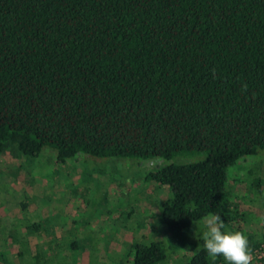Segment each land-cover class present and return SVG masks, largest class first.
Wrapping results in <instances>:
<instances>
[{"label": "trees", "instance_id": "trees-1", "mask_svg": "<svg viewBox=\"0 0 264 264\" xmlns=\"http://www.w3.org/2000/svg\"><path fill=\"white\" fill-rule=\"evenodd\" d=\"M46 145L57 163L195 156L147 174L171 192L166 241L208 214L240 217L227 169L264 149V0H0V155ZM14 234L0 241L22 264L50 263ZM248 240L264 264V240ZM198 242L182 264H226ZM131 244L132 264L168 257L164 239Z\"/></svg>", "mask_w": 264, "mask_h": 264}, {"label": "rangeland", "instance_id": "rangeland-1", "mask_svg": "<svg viewBox=\"0 0 264 264\" xmlns=\"http://www.w3.org/2000/svg\"><path fill=\"white\" fill-rule=\"evenodd\" d=\"M179 157L195 158L78 152L57 163L55 150L47 145L36 156L14 160L0 155V239L15 233L27 239L31 249L36 243L45 246L49 264H132L131 243L164 239L168 257L154 264H182L199 246L206 231L204 218L211 214L166 241L170 232L160 212L171 192L147 177L150 170ZM227 171L228 197L233 206L237 203L240 217L226 221L222 231H242L247 238L251 234L254 240H264V149L240 157ZM33 221L39 223L34 231L26 230ZM9 242L0 241V264H22L26 257L13 253L15 246Z\"/></svg>", "mask_w": 264, "mask_h": 264}, {"label": "clouds", "instance_id": "clouds-1", "mask_svg": "<svg viewBox=\"0 0 264 264\" xmlns=\"http://www.w3.org/2000/svg\"><path fill=\"white\" fill-rule=\"evenodd\" d=\"M244 90H247V85H244ZM203 222L206 231L201 239L210 257L222 256L226 264H251L249 240L242 231H222L224 223L219 215L206 216Z\"/></svg>", "mask_w": 264, "mask_h": 264}]
</instances>
